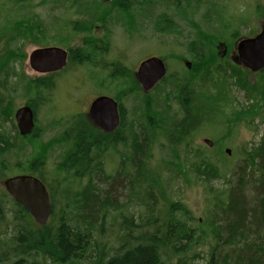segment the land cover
<instances>
[{
  "label": "rangeland",
  "instance_id": "rangeland-1",
  "mask_svg": "<svg viewBox=\"0 0 264 264\" xmlns=\"http://www.w3.org/2000/svg\"><path fill=\"white\" fill-rule=\"evenodd\" d=\"M43 1L20 0V3L30 7L29 10L34 16L39 17L40 23L37 20L39 29L46 35L61 34L67 42H63L64 45L61 47L59 35L52 41L47 40L46 37L44 46L33 42L23 46L26 59L18 65V68L23 72L22 80L25 86H29L30 94L23 97L22 89L18 88L16 92H11L7 96L10 112L7 120L2 123L0 121V131L8 145L14 147L0 158V192L3 191L2 182L5 179L33 173L29 171L26 162L39 160L35 165V176L43 180L50 194L53 205L51 224L57 226L60 218L64 222L68 217L71 220L75 218L76 211L72 208L81 201V194L86 193L90 200L85 199V204L82 206L86 207L83 211H91V221L97 226L93 230V236L99 246L104 244L107 247L109 256L120 250L125 242V235L122 234L125 219H132L133 225L141 227L143 221L157 220L158 222L165 218L168 205H179L190 212L191 217L202 223L208 217L207 200L214 198L216 194L232 192L236 189L253 194L249 181L257 179L258 175L257 171H253L245 164L243 153L257 146L264 137V107H261L264 101L253 97V92L248 94L247 91L240 89L234 84V79L227 77L226 80V76L229 75L231 64H233L230 58L231 54L234 56V43L242 37L255 36L259 33L260 25H264V0H197L182 1L175 5L165 0L161 5L144 10H133V25H130V22H121L112 18L105 28L99 23L95 26L93 24L92 33L87 35L72 33L68 23L70 20L83 18L80 14L85 8L84 4L89 2L80 1L71 8L70 3L73 0H69V3L64 2L63 7H56L57 1L63 0H52L49 3H43ZM90 4L98 5L95 2ZM108 6L106 4L105 8L99 11L101 18H104L103 14L109 12ZM19 13L21 19L28 14L26 10ZM8 14L12 19L17 18L12 9L8 11ZM163 14L168 15L177 24L179 34L158 32L162 27L160 15ZM131 18L132 14L129 21ZM129 25L131 27L128 34ZM212 38L217 39L214 44L216 55L219 56L227 50L229 56L218 59V66L215 64L210 66L205 76H197L196 74L201 73L205 65H199L196 69L192 68L193 58L190 48L193 45L203 50L208 57L212 54L210 42ZM87 39L91 43L97 40L104 41L97 43L99 47L107 49L104 58L107 61H120L118 63L121 71L127 70L133 73L144 59L161 58L167 67L166 77L170 76V79L164 84L157 85L149 97H141L138 92L133 94L127 90L129 94L123 100L127 114L129 113L127 118L132 116L139 123L141 137L136 146H142V142L150 138L151 150H145L144 155L141 152L136 157L135 163L128 162L127 158L133 155L135 122L123 131L127 140L125 145L110 142V151L106 153V156L104 150L93 151L91 155L94 162L90 161L89 164L93 170L82 172L74 180L67 179V174L60 172V165L66 153H63V149L60 148H67L64 145H67L68 149L72 148L71 140L73 139L66 132H62V129L74 127L67 122L75 111L79 110L75 106L81 97L86 104L91 96L105 93L102 87L105 77L103 66L93 69L88 65L77 66L68 61L64 71L41 75L29 68L27 58L33 50L42 47L74 50L83 46ZM107 40H110V43L104 46V43H108ZM206 40L209 41L205 44ZM219 42L225 43L227 48L217 47L216 49ZM199 45L202 48H199ZM100 62L101 60L97 59V65H100ZM186 63L190 66L187 67ZM216 69H225L227 75L214 73ZM261 75L263 74H251L246 71V79L250 84L258 85L262 80ZM81 83L84 89L80 86ZM186 83L197 98L195 102L187 103L184 109L180 101L187 102L192 98L189 87L184 86ZM33 84L40 85L42 88L36 90ZM91 84L93 87H89ZM220 84L226 86L220 87ZM256 90L261 91L259 94L263 97V89ZM218 93L225 94L228 107L225 106L223 110L225 116L229 117L228 121L219 116L220 113L216 112L214 103L208 102L210 97H220ZM110 95H113L111 91ZM182 96H186L187 101L180 100ZM147 99L150 101L146 102ZM25 105H30L35 111L37 136L29 138L24 136L25 141L20 142L17 137L21 136L15 126L14 114L19 107ZM85 112L87 111L83 113ZM186 114L191 115L192 125L189 128L179 126L180 122L185 124ZM79 119L80 117L74 122H78ZM150 121L154 122L155 127L158 128L148 130ZM175 125L180 129L179 134L183 130L189 133L184 143H179L182 136L173 134L175 130L172 131V127ZM188 125L189 122L186 123V126ZM204 139L213 143L211 148L203 143ZM66 141L69 143L63 144ZM21 143L24 144V151L18 153L16 149L21 146ZM139 149L140 147L137 148V152ZM226 149L230 150V155L225 153ZM221 151L223 154L217 157V153ZM132 157L134 158V155ZM204 157L208 160L204 161ZM143 158H148L154 167L159 166V169L155 171L147 162L152 180L157 184L160 182L150 196L145 193L147 186L142 182ZM199 163L207 165L205 168L198 169ZM212 164L217 167L222 176L214 177L209 173ZM17 165H19L18 168H16ZM250 171L254 172L253 176L244 178ZM196 174H200L199 179L196 178ZM102 202H105V211L97 207V204ZM120 207H125L123 216L115 212ZM100 224L103 229L102 235L99 233ZM187 224L190 225L191 222L188 221ZM136 231V235L141 232V230ZM196 252L200 258L188 260L186 264H206L201 258V252L199 250ZM177 258L164 254L162 262L178 264ZM46 264L51 263L46 262Z\"/></svg>",
  "mask_w": 264,
  "mask_h": 264
},
{
  "label": "trees",
  "instance_id": "trees-1",
  "mask_svg": "<svg viewBox=\"0 0 264 264\" xmlns=\"http://www.w3.org/2000/svg\"><path fill=\"white\" fill-rule=\"evenodd\" d=\"M49 1L52 0H44L43 3H49ZM68 1L69 0L57 1L56 7H63L64 2ZM80 1L89 2L84 4L85 8L80 14L83 18H78L74 21L70 20L68 25L72 33L87 35V33H92L96 23H99L105 28L106 25L111 22L112 18H116L121 22H130V25H133V10H144L145 8L161 5L165 0H73L72 3H70V7L72 8ZM168 1L173 2L175 5L182 3V1L192 2L197 0ZM90 2H95L98 5H92ZM106 4L109 5V12L103 14L102 17L104 18H101L99 16V11L104 9ZM29 8L30 7H27V5L21 4L20 0L0 1L1 123L9 117L10 103L8 102L7 96L10 95L11 92H16L18 88L22 89L23 97L30 94L29 86H25L22 80L23 72L18 68V65L22 64L26 59V54L23 50L24 44H32L33 42L43 45L46 37L47 40L52 41L59 35L61 47L64 45L63 42H67V39L63 38L61 34H49L48 36L43 30L39 29L37 20H39L40 23V19L38 16H34ZM10 9L15 12L17 16L16 19L10 18L8 14ZM25 10L28 14L22 16L23 18L21 19L19 11L24 12ZM131 14L132 18L129 21ZM165 15L166 14L160 15L162 27L159 28L158 32L179 34V32L177 33V24L168 15ZM130 25L128 27V34L131 27ZM216 40L217 39L214 38L210 39L212 54L208 57H206L203 50L197 49L193 45L190 48L193 58L192 68L196 69L199 65H205L203 71L196 74L197 76L203 77L208 74V70H210L209 67L214 64L218 66V59L221 58L214 52ZM107 41L108 43L102 44L107 46L110 40ZM207 41L209 40H206L205 44ZM101 42L104 41L97 40L95 43H91L89 39H87L80 48L70 50L69 63L77 66L88 65L93 69L102 68L103 66V70L107 66L114 68L118 67L119 73L114 72L115 74H111L110 84L118 87L119 95H122L123 92L129 94L127 92L128 87L130 83H134L131 71H121L118 62L114 60L107 61L106 58H104L107 49H103L97 45V43ZM205 44L204 46H206ZM199 48L202 47L199 45ZM97 59L101 60L100 65H97ZM214 73H225L227 75L225 69H216ZM227 77L234 79V84L240 89L247 91L248 94L253 92V97L258 98V100L261 98V100L264 101V94L262 95L263 97H261L259 94L261 91L256 90L259 88L263 89L262 91L264 92V75H261L262 80L258 85L250 84L246 79V71L235 64H231V71L229 75L226 76V80ZM118 78L121 84L117 82ZM169 79L170 76L164 78L159 84H164ZM33 85L35 86V84ZM184 86L185 88L189 87L192 96L188 101L186 96L180 98V100L187 101H180L184 109H186V104L195 102L197 96H195V93L187 83L184 84ZM224 86L226 85L220 84V87ZM135 87L138 88L136 84ZM41 88L40 85L34 87L36 90H40ZM132 92L133 94L137 93V90L132 89ZM218 96L220 97H210L208 102L210 103L211 101L214 103L216 112L220 113L219 116L227 119L229 117L227 115L225 116L223 110L225 106L228 107L225 94L218 93ZM35 97L37 98V94H35ZM219 107H221V109H219ZM261 107H264V102ZM187 114L184 118L187 119L185 124L184 122H180L179 126L184 128L191 127V115L188 116ZM187 122H189L188 126H186ZM147 127L148 130L158 128L155 127L154 122L151 121ZM87 128L85 133L73 137V150L67 151L71 153L68 157L66 156L67 158H63V163L60 165V172L66 173L67 179L73 178L75 180L76 176L81 175L82 172L93 170L89 167L90 161L92 163L94 162L89 156L90 147H92L94 151L102 152L103 150V136L96 132H91L92 135H90ZM174 130L176 132L180 129L175 125L172 127V131ZM181 135L182 137L179 143H184L189 133H183L182 131L180 133V136ZM31 136H37L35 129L32 134L26 136V138ZM3 137L0 131V158L5 152L10 151V149L14 147L13 145H8ZM17 138L20 142L25 141V137ZM115 141H117L116 135L110 142L114 143ZM151 144V139L148 138L144 143L142 142V146H139L140 149L138 152L137 148L139 147L133 144L134 158L132 157L133 155L128 157V162L130 163L132 161L135 163L137 160L136 157L141 152L142 155H144L145 150H151ZM16 151L18 153L23 152L24 144L21 143V146H18ZM221 154H223L222 151L221 153H217V157ZM243 154L245 155V164L250 166V169L253 171H257L258 175L257 179H251V181H249L251 192L253 193L252 195L243 192L242 189L216 194L214 198L207 200L209 203L208 217L202 223L191 217L190 212L182 209L179 205H168L165 218L160 221L158 220V222L157 220L143 221L141 227L133 225L132 219H125L122 226V234L125 235V242L120 250H117L110 256L108 255L107 247H105L104 244L99 246L98 241L93 236V230L97 228V226L91 221V211H83L86 207L82 206L85 204V199L87 201L90 200V197L86 196V193L81 194V201L76 207L72 208L73 211H76L75 218L73 217L71 220L68 217L66 222L62 221L60 218L57 226H53L51 224L53 219L52 205V213L48 223L45 226H38L31 216L19 204L15 203L3 189V191L0 192V264H46V262H50L51 264H164L165 262H162V256L164 254H166V256L178 257V264H186L188 260L200 258V255L196 252L197 250L201 252V258L206 264H264V137L261 138L257 146L252 147ZM76 159L80 162L79 164H77L78 162ZM203 159L204 161L208 160L207 157ZM38 162L39 160H33L29 163L26 162L29 171L33 172L30 174L34 176L36 174L35 165H37ZM147 162L153 166L148 158H143L142 163H140L142 164L141 168L144 170L142 173V182L147 186L145 193L150 196L151 193L154 192V189H156V186L160 185V182L157 184L152 180ZM84 163L88 165H84ZM102 165L103 164H101V166ZM206 165L207 164L199 163L198 169L205 168ZM18 167L19 165L16 166V168ZM153 168L156 171L159 169V166H153ZM253 171L247 173L244 178L246 176H253ZM209 173L213 174L214 177L222 176L221 172H218L214 164H212V167L209 169ZM196 176V178H200V174H196ZM40 180L43 182L42 179ZM97 207L105 211V202L97 204ZM111 208L114 209L112 206ZM124 211L125 207H120L117 208L115 212L121 213L123 216ZM186 219L191 222L188 227H186ZM102 221L104 225V220ZM101 227L102 224H100V228ZM136 230H141L139 235H136ZM102 231L103 229L101 228L99 231L100 235L103 234ZM188 256L191 257L189 258Z\"/></svg>",
  "mask_w": 264,
  "mask_h": 264
},
{
  "label": "water",
  "instance_id": "water-1",
  "mask_svg": "<svg viewBox=\"0 0 264 264\" xmlns=\"http://www.w3.org/2000/svg\"><path fill=\"white\" fill-rule=\"evenodd\" d=\"M222 45V44H219ZM233 63L243 70L255 74L264 71V27L252 38L242 37L235 46ZM29 68L41 75L56 73L67 65V51L58 47H42L33 50L28 56ZM189 67L190 64L186 63ZM167 74L164 61L149 57L141 61L135 77L143 92H149ZM88 119L102 131L111 132L119 122L117 103L107 97L99 96L90 104ZM14 122L21 137L30 135L35 127V113L29 105L19 107L14 114ZM209 148L213 143L204 139ZM225 153L230 155V150ZM4 191L19 204L38 226H45L52 213V206L46 186L37 177L22 174L9 177L2 182Z\"/></svg>",
  "mask_w": 264,
  "mask_h": 264
},
{
  "label": "flooded vegetation",
  "instance_id": "flooded-vegetation-1",
  "mask_svg": "<svg viewBox=\"0 0 264 264\" xmlns=\"http://www.w3.org/2000/svg\"><path fill=\"white\" fill-rule=\"evenodd\" d=\"M261 27H264V25L263 24H261L260 25V27H259V32H260V29H261ZM257 35V34H256ZM254 37V36H253ZM248 38H252V37H248ZM237 42H238V40L234 43V48H235V46H236V44H237ZM219 44H222V45H219ZM217 47L218 48H222V49H225V48H227L226 47V45H225V43H223V42H219V43H217V46H216V49H217ZM62 49H64V48H62ZM65 51H67V62L69 61V59H70V50H68V49H64ZM235 52V51H234ZM227 53H228V51L227 50H224L223 52H222V54H220L219 55V58H221V59H223V58H227L229 55H227ZM234 54V53H233ZM227 55V56H226ZM235 56H233L232 54H231V62L233 63V58H234ZM116 62V61H115ZM118 62H120V61H118ZM64 69L65 68H63L61 71H58V72H56V73H60V72H62V71H64ZM103 72H104V75H105V79L102 81L103 83H102V87H103V89H104V91H105V93L103 92L101 95H98V96H91L90 98V100H89V102L88 103H86V104H84V102L85 101H83V98L81 97V99L80 100H78V102L77 101H75V103L77 102V105L75 106V107H77L79 110H76L75 111V113L71 116V119L67 122L68 124H70V125H74V127H70V128H67V129H62L63 131L62 132H66L67 134H68V136L69 137H71L72 136V138L75 136V135H81L82 133H85V131H86V128L89 130V134L90 135H92L91 134V132L93 133V132H96V133H99V134H101L102 136H103V143H102V146H103V150H104V153H105V156L108 154L107 152H109L110 151V141H111V139L116 135L117 136V141H115L114 143L116 144V145H125V142L127 141L126 140V136L123 134V131L126 129V127L127 128H130L132 125H134L135 124V122H136V127L138 128H136V127H133V129H134V132H133V134H134V139H133V142H132V144H134L135 146H136V144H137V141H139L140 140V137H141V132H140V127H139V123L134 119V118H132V116H130L129 118H127V116L129 115V113L127 114V111H126V109H125V107H124V105H123V100L126 98V96H127V94L126 93H122V95H119L118 94V92H119V90H118V87L116 86L115 87V85H111L110 84V76H111V74L113 73V74H115L114 72H116V73H119L118 72V67H106L104 70H103ZM136 72V71H135ZM135 72H133L132 73V76H133V81H134V83L138 86V88H136L135 87V84L134 83H130V85H129V87H128V92L129 93H131L132 92V89L133 90H137V92H138V94H139V96H144V97H149L154 91H155V89H156V87H157V85L160 83H158L152 90H150L149 92H143L142 91V89H141V86H140V84L137 82V80H136V77H135ZM258 73H262L263 75H264V71H261V72H258ZM47 75H49V74H47ZM166 78V77H165ZM117 82L119 83V84H121V82H120V80H119V78H118V80H117ZM80 86L84 89L85 87L82 85V83L80 84ZM89 87H93V84H91ZM115 88H116V90H115ZM110 91L113 93V95H110ZM99 96H107V97H109V98H111V99H113L116 103H117V108H118V115H119V122H118V126L113 130V131H111V132H105V131H102L101 129H99L98 127H96V126H94L93 124H92V122L88 119V117H87V114H88V110H89V107H90V104L93 102V100L94 99H96L97 97H99ZM128 96H130V95H128ZM150 100L149 99H147L146 100V102H149ZM84 105V106H83ZM80 106H82V109H80ZM81 110V111H80ZM87 111V112H85V113H83L84 111ZM34 111V110H33ZM35 113V112H34ZM78 117H80V119H79V121L78 122H74ZM80 124H82L80 127H79V125ZM35 129V128H34ZM34 129H33V131H34ZM32 131V132H33ZM183 133H185V130H183ZM32 134V133H31ZM30 134V135H31ZM173 134L174 135H179L180 136V134H179V132L178 131H176V132H173ZM27 136H29V135H27ZM182 136V135H181ZM74 139V138H73ZM73 139L71 140V142H72V146H73ZM69 143V141H66V143L65 144H68ZM64 146H66L67 148H65V147H62V148H60V149H63V153L64 152H66L65 153V155H64V157L63 158H67L68 157V155L71 153V152H67V151H69V150H73L72 148H70V149H68V146L67 145H64ZM90 149V154H89V156H90V158L91 159H93V156L91 155L92 154V152L94 151V149L92 148V147H90L89 148ZM107 153V154H106ZM67 156V157H66ZM119 156V155H118ZM117 156V157H118ZM62 160H64V159H62ZM77 160V164H79L80 162L78 161V159H76ZM105 162V161H104ZM84 165H88L87 163H84ZM84 165H80V166H84ZM110 218V217H109Z\"/></svg>",
  "mask_w": 264,
  "mask_h": 264
},
{
  "label": "bare ground",
  "instance_id": "bare-ground-1",
  "mask_svg": "<svg viewBox=\"0 0 264 264\" xmlns=\"http://www.w3.org/2000/svg\"><path fill=\"white\" fill-rule=\"evenodd\" d=\"M188 221H189V220H187V219H186V220H185V223L187 224V223H188ZM187 225H188V224H187Z\"/></svg>",
  "mask_w": 264,
  "mask_h": 264
}]
</instances>
